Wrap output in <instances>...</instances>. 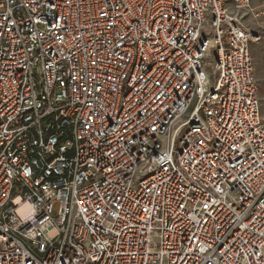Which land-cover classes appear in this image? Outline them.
Returning a JSON list of instances; mask_svg holds the SVG:
<instances>
[{
    "label": "built area",
    "instance_id": "1",
    "mask_svg": "<svg viewBox=\"0 0 264 264\" xmlns=\"http://www.w3.org/2000/svg\"><path fill=\"white\" fill-rule=\"evenodd\" d=\"M253 0H0V264H264Z\"/></svg>",
    "mask_w": 264,
    "mask_h": 264
},
{
    "label": "rangeland",
    "instance_id": "2",
    "mask_svg": "<svg viewBox=\"0 0 264 264\" xmlns=\"http://www.w3.org/2000/svg\"><path fill=\"white\" fill-rule=\"evenodd\" d=\"M246 26L260 37L258 43L253 44L251 54L255 66V77L259 82V94L264 114V0H253L252 12L245 18Z\"/></svg>",
    "mask_w": 264,
    "mask_h": 264
},
{
    "label": "crops",
    "instance_id": "3",
    "mask_svg": "<svg viewBox=\"0 0 264 264\" xmlns=\"http://www.w3.org/2000/svg\"><path fill=\"white\" fill-rule=\"evenodd\" d=\"M251 48H252V46H251ZM251 56H252V54H251ZM253 59V58H252ZM255 67V66H254ZM255 72H256V70H255ZM259 83V82H258ZM259 88H260V86H259Z\"/></svg>",
    "mask_w": 264,
    "mask_h": 264
}]
</instances>
